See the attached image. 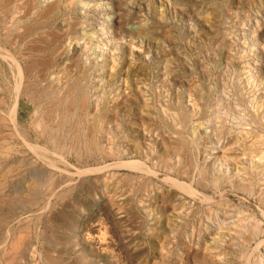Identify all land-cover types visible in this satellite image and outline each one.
<instances>
[{
  "label": "rangeland",
  "instance_id": "1",
  "mask_svg": "<svg viewBox=\"0 0 264 264\" xmlns=\"http://www.w3.org/2000/svg\"><path fill=\"white\" fill-rule=\"evenodd\" d=\"M263 51L264 0H0V264H264Z\"/></svg>",
  "mask_w": 264,
  "mask_h": 264
},
{
  "label": "bare ground",
  "instance_id": "2",
  "mask_svg": "<svg viewBox=\"0 0 264 264\" xmlns=\"http://www.w3.org/2000/svg\"><path fill=\"white\" fill-rule=\"evenodd\" d=\"M88 1H89V0H88ZM44 2H45V1H44ZM45 4H46V3H45ZM107 4H108V3H107ZM67 5H68V4H67ZM71 5H72V4H71ZM100 5H101V4H100ZM76 7H77V6H76ZM101 7H102V6H101ZM80 8H81V7H80ZM80 8H79V9H80ZM107 8H108V7H107ZM109 8H110V7H109ZM69 10H70V9H69ZM60 12H61V10H60ZM108 14H109V13H108ZM141 14H142V13H141ZM108 16H109V15H108ZM112 16H113V15H112ZM140 16H141V15H140ZM79 17H81V16H79ZM105 18H106V17H105ZM146 18H147V17H146ZM144 19H145V18H144ZM259 19H260V18H259ZM65 20H66V19H65ZM90 20H91V19H89V21H90ZM99 20H101V19H99ZM102 20H103V19H102ZM66 22H67V21H66ZM80 22H82V21H80ZM99 22H100V21H99ZM108 22H109V21H108ZM108 22H107V23H108ZM20 23H21V22H20ZM78 23H79V22H78ZM88 23H89V22H88ZM52 24H53V23H52ZM73 24H74V23H73ZM97 24H98V23H97ZM135 24H136V23H135ZM258 24H259V23H258ZM75 25H76V24H75ZM244 26H245V25H244ZM48 27H49V26H48ZM98 27H99V26H98ZM100 27H101V26H100ZM136 27H137V26H136ZM67 28H68V27H67ZM83 28H84V27H83ZM47 29H48V28H47ZM51 29H52V28H51ZM100 29H101V28H100ZM102 29H103V28H102ZM248 29H249V28H248ZM49 31H50V30H49ZM97 32H98V31H97ZM107 32H108V31H107ZM108 33H109V32H108ZM119 33H120V32H119ZM247 33H248V32H247ZM131 35H132V32H131ZM245 35H246V34H245ZM40 36H41V35H40ZM31 37H32V36H31ZM110 39H111V38H110ZM117 40H118V39H117ZM247 40H248V39H247ZM69 41H70V40H69ZM90 41H91V40H90ZM112 41H113V40H112ZM114 41H115V40H114ZM61 42H63V41H61ZM108 42H109V41H108ZM120 42H121V41H120ZM134 42H135V41H134ZM81 44H82V43H81ZM84 44H85V43H84ZM140 44H141V43H140ZM153 44H154V43H153ZM111 45H112V44H111ZM255 45H256V44H255ZM54 46H55V45H54ZM74 46H75V45H74ZM98 46H99V45H98ZM148 46H150V45H148ZM252 46H253V45H252ZM258 46H260V45H258ZM258 46H257V47H258ZM139 47H141V46H139ZM148 48H150V47H148ZM238 48H239V47H238ZM241 48H242V47H241ZM249 48H251V47H249ZM252 48H253V47H252ZM255 48H256V47H255ZM1 49H3V47H2ZM142 49H143V48H142ZM239 49H240V48H239ZM244 49H245V48H244ZM257 49H259V48H257ZM7 50H8V49H7ZM48 50H49V49H48ZM75 50H76V49H75ZM100 50H101V49H100ZM138 50H139V49H138ZM5 51H6V50H5ZM15 51H16V50H15ZM84 51H85V50H84ZM101 51H102V50H101ZM151 51H152V50H151ZM159 51H160V50H159ZM236 51H237V50H236ZM243 51H244V50H243ZM255 51H256V50H255ZM8 52H9V51H8ZM260 52H261V50H260ZM263 52H264V51H263ZM134 53H135V52H134ZM153 53H154V52H153ZM239 53H240V52H239ZM252 53H253V52H252ZM252 53H251V54H252ZM116 54H117V53H116ZM12 55H13V54H12ZM12 55H10V56H12ZM120 55H121V54H120ZM146 55H147V54H146ZM243 55H245V54H243ZM0 56H1V54H0ZM5 56H6V55H5ZM5 56L3 55V57H5ZM10 56H8V58H9ZM14 56H15V55H14ZM90 56H91V55H90ZM6 57H7V56H6ZM15 57H16V56H15ZM146 57H147V56H146ZM150 57H151V56H150ZM244 57H245V56H244ZM247 57H248V56H247ZM258 57H259V56H258ZM84 58H85V57H84ZM154 58H155V57H154ZM242 58H243V57H242ZM10 59L15 60L14 57H13V58L10 57ZM116 59H117V58H116ZM12 60H11V61H12ZM89 60L91 61L90 58H89ZM93 60H94V59H93ZM93 60H92V61H93ZM243 60H244V59H243ZM261 60H262V59H261ZM17 61H18V60H17ZM110 61H111V60H110ZM117 61H118V60H117ZM164 61H165V60H164ZM250 61H251V60H250ZM6 62H7V60H6ZM158 62H159V61H158ZM17 63H18V62H16V64H17ZM59 63H60V62H59ZM83 63H84V62H83ZM112 63H113V62H112ZM117 63H118V62H117ZM154 63H155V62H154ZM161 63H162V62H161ZM171 63H173V62H171ZM248 63H250V62H248ZM87 64H88V63H87ZM90 64H92V63H90ZM93 64H94V63H93ZM246 64H247V63H246ZM111 65H112V64H111ZM162 65H163V64H162ZM13 66H14V65H13ZM17 66H18V70H19V74H20L21 78H20V82H18L19 84H17V85H18V89L15 88L16 90H18V91H17V94L15 95V96H16V99H15L13 105L11 106V109H9V110H10L9 112H10V114H11L10 117L12 116V119H10V122H11V120H13L15 125H17L18 97L20 96V94H21V92H22V91H21V83H22L21 81H22V79H23L22 70H21L19 64H17ZM94 66H96V64H95ZM114 66H115V65H114ZM253 66H254V65H253ZM107 67H109V66H107ZM124 67H125V66H124ZM159 67H160V65H159ZM258 67H259V66H258ZM97 68H99V67L97 66ZM116 68H117V67H116ZM151 68H152V67H151ZM248 68H249V67H248ZM2 69H3V68H2ZM157 69H159V68H157ZM251 69H252V68H251ZM254 69H255V68H254ZM18 70H17V71H18ZM98 70H99V69H98ZM100 70H101V69H100ZM104 70H105V68H104ZM107 70H108V69H107ZM134 70H135V69H134ZM160 70H161V69H160ZM162 70H163V69H162ZM14 71H15V70H14ZM94 71H95V70H94ZM15 72H16V71H15ZM13 73H14V72H13ZM99 73H100V72H99ZM159 73H160V72H159ZM159 73H158V74H159ZM251 73H252V72H251ZM251 73H250V74H251ZM257 73H258V72H257ZM11 74H12V73H11ZM113 74H115V73L113 72ZM160 74H161V73H160ZM160 74H159V75H160ZM169 74H170V73H169ZM250 74H249V75H250ZM121 75H122V74H121ZM139 75H140V74H139ZM94 76H95V75H94ZM107 76H108V75H107ZM109 76H110V75H109ZM111 76H112V75H111ZM166 76H167V74H166ZM228 76H229V75H228ZM254 76H255V74H254ZM256 76H257V74H256ZM256 76H255V77H256ZM18 77H19V76H18ZM117 77H118V76H117ZM132 77H133V76H132ZM158 77H159V76H158ZM160 77H161V76H160ZM163 77H164V76H163ZM91 78H92V77H91ZM105 78H106V77H105ZM105 78H104V79H105ZM109 78H110V77H109ZM151 78H152V77H151ZM15 79H16V77H15ZM15 79H14V80H15ZM17 79H18V78H17ZM104 79H103V80H104ZM164 79H165V78H164ZM254 79H255V78H254ZM107 80H108V79H107ZM119 80H120V79H119ZM92 81H93V80H92ZM120 81H121V80H120ZM118 82H119V81H118ZM149 82H150V81H149ZM151 82H152V81H151ZM240 82H241V81H240ZM250 82H251V80H250ZM258 82H259V81H258ZM258 82H257V83H258ZM124 83H125V82H124ZM160 83H161V82H160ZM252 83H253V82H252ZM253 84H254V83H253ZM11 85H12V84H11ZM115 85H116V84H115ZM140 85H141V84H140ZM142 85H143V84H142ZM145 85H146V84H145ZM164 85H165V84H164ZM15 87H17V86H15ZM104 87H105V85H104ZM134 87H135V86H134ZM223 87H224V86H223ZM13 88H14V87H13ZM119 88H120V87H119ZM122 88H123V87H122ZM13 90H14V89H13ZM261 90H262V89H261ZM5 91H6V90H5ZM97 91H98V90H97ZM124 91H125V90H124ZM13 92H14V91H13ZM92 92H93V91H92ZM115 92H116V91H115ZM165 92H166V91H165ZM224 92H225V91H224ZM259 92H261V91H259ZM123 93H124V92H123ZM131 93H132V91H131ZM159 93H160V92H159ZM167 93H168V92H167ZM219 93H221V92H219ZM231 93H232V92H231ZM92 94H93V93H92ZM98 94H99V93H98ZM129 94H130V93H129ZM163 94H164V93H163ZM165 94H166V93H165ZM115 95H116V94H115ZM263 95H264V94H263ZM263 95H262V96H263ZM144 96H145V95H144ZM213 96H214V95H213ZM229 96H230V95H229ZM262 96H260V97H262ZM123 97H124V96H123ZM160 97H161V96H160ZM234 97H235V96H234ZM118 98H119V97H118ZM258 98H259V97H258ZM262 98H263V97H262ZM262 98H261V100H262ZM119 99H120V98H119ZM130 99H131V98H130ZM147 99H148V98H146V100H147ZM158 99H159V98H158ZM230 101H231V100H230ZM263 101H264V100H263ZM263 101H262V102H263ZM136 102H137V101H136ZM159 102H160V101H159ZM138 103H140V102H138ZM138 103H137V104H138ZM146 103H148V102H146ZM219 103H220V102H219ZM263 103H264V102H263ZM125 104H126V103H125ZM128 104H129V102H128ZM128 104H127V105H128ZM132 104H133V103H132ZM127 105H126V106H127ZM119 106H120V105H119ZM128 106H129V105H128ZM151 107H152V106H151ZM149 108H150V107H149ZM193 108H194V107H193ZM118 109H119V108H118ZM126 109H127V108H126ZM132 110H133V108H132ZM200 110H201V109H200ZM1 111H2V110H1ZM144 111H145V110H144ZM9 112H8V114H9ZM19 112H20V111H19ZM117 112H118V111H117ZM199 112H200V111H199ZM138 113H139V112H138ZM23 114H24V113H23ZM97 114H98V113H97ZM5 115H7V114H5ZM117 115H119V114H117ZM136 115H137V114H136ZM149 115H150V113L148 114V116H149ZM89 116H90V115H89ZM92 116H93V115H92ZM10 117H9V118H10ZM136 117H137V116H136ZM136 117H135V118H136ZM118 118H119V117H118ZM142 122H143V121H142ZM214 122H215V121H214ZM12 123H13V122H12ZM129 123H130V122H129ZM211 123H212V122H211ZM242 123H243V122H242ZM14 124H13V126H14ZM148 127H149V125H148ZM186 127H187V126H186ZM186 127H185V128H186ZM14 128H15V127H14ZM14 128H13V129H14ZM128 128H129V127H128ZM195 128H196V127H195ZM213 128H214V127H213ZM238 128H239V127H238ZM15 130H16V129H15ZM17 130H18V129H17ZM114 130H115V129H114ZM136 130H137V129H136ZM150 130H151V129H150ZM196 130H197V129H196ZM214 130H215V129H214ZM164 131H165V130H164ZM136 132H137V131H136ZM148 132H149V131H148ZM110 133H111V132H110ZM17 134H18V133H17ZM19 134H20V133H19ZM167 134H168V133H167ZM20 136H21V139H22L23 143L26 144L27 147L29 146L30 148H32L34 151H35V150H38V149H39V150H40V149H42V150L45 149V148H42L41 146H39L38 144H34V145L31 144L30 142L27 141V139H26L24 136H22V134H20ZM105 137H106V136H105ZM159 137H160V136H159ZM241 137H242V136H241ZM238 138H239V137H238ZM147 139H149V138H147ZM157 139H158V138H157ZM212 140H213V139H212ZM105 141H106V140H105ZM125 141H126V139H125ZM161 141H162V140H161ZM238 141H239V140H238ZM128 142H129V141H128ZM213 142H214V140H213ZM123 143H124V142H123ZM126 143H127V142H126ZM221 143H222V142H221ZM232 143H233V142H232ZM132 144H133V143H132ZM234 144H235V143H234ZM236 144H237V143H236ZM127 145H128V144H127ZM240 145H241V144H240ZM245 145H246V144H245ZM235 146H236V145H235ZM242 146H243V145H242ZM132 147H133V146H132ZM125 149H126V148H125ZM160 149H161V148H160ZM228 150H229V148H228ZM131 151H132V150H131ZM139 151H140V150H139ZM176 151H177V153H178L179 155H181L182 147H181V146H178ZM213 151H214V150H213ZM133 152H134V151H133ZM37 153H38V152H37ZM129 153H130V152H129ZM140 153H141V152H140ZM210 153H211V152H210ZM50 154H51V153H50ZM208 154H209V153H208ZM208 154H207V155H208ZM58 155H59V154H58ZM131 155H132V154H131ZM241 155H242V153H241ZM192 156H193V155H192ZM41 157H42V156H41ZM239 157H240V156H239ZM249 157H250V156H249ZM206 158H207V157H206ZM241 158H242V157H241ZM247 158H248V157H247ZM217 159H218V158H217ZM244 159H246V158H244ZM252 159H253V158H252ZM255 159H256V158H255ZM2 160H3V159H2ZM63 160H64V159H63ZM135 160H136V158H135ZM227 160H228V159H227ZM235 160H236V159H235ZM239 160H241V159H239ZM250 160H251V159H250ZM253 160H254V159H253ZM64 161H66V160H64ZM128 161H129V160H128ZM137 161H139V159H138ZM221 161H222V160H220V162H221ZM67 162H68V161H67ZM109 162H110V160H109ZM121 162L124 163V161H121ZM121 162H120V163H121ZM125 162H126V161H125ZM130 162H131V164H129L130 167H131V166L133 167V166L136 164V163H135V164L132 163V161H130ZM228 162H229V161H228ZM258 162H259V160H258ZM139 163H141V162H139ZM142 163H143V160H142ZM196 163H197V162H196ZM110 164H112V163L110 162ZM220 164H221V163H220ZM227 164H228V163H227ZM257 164H258V163H257ZM260 164H262V163H260ZM102 165L104 166V164H102ZM105 165H106V164H105ZM107 165H108V163H107ZM115 165H116V164H115ZM115 165H114L113 167H115ZM122 165H123V164H122ZM224 165H225V164H224ZM235 165H236V164H235ZM255 165H256V164H255ZM60 166H61V165H60ZM110 166H112V165H110ZM119 166H120V165H119ZM124 166H125V165H123V167H124ZM215 166H216V165H215ZM222 166H223V165H222ZM222 166H221V167H222ZM88 167H89V166H88ZM88 167H87V168H88ZM95 167H96V168H94L93 170H97V166H95ZM104 167L107 168L106 166H104ZM120 167H122V166H120ZM130 167H128V165H127L126 168L129 169ZM148 167L150 168V166H148ZM195 167H196V166H195ZM226 167H227V166H226ZM240 167H241V166H240ZM51 168H52V167H51ZM55 168H56V167L53 166V169H55ZM57 168H58V167H57ZM57 168H56V169H57ZM91 168H92V167H91ZM91 168H90V169H91ZM100 168H101V167H100ZM116 168H117V167H116ZM136 168H137V167H136ZM217 168H218V166H217ZM228 168H229V167H228ZM235 168H236V167H235ZM110 169H111V168H110ZM130 169H132V168H130ZM59 170H60V169H59ZM125 170H126V169H125ZM133 170H134V169H133ZM141 170H142V169H141ZM221 170H222V168H221ZM223 170L226 171V169H223ZM228 170H229V169H228ZM238 170H239V169H238ZM244 170H245V169H244ZM263 170H264V169H263ZM37 171H38V170H37ZM76 171H77V170H76ZM88 171H90V170H89V169L84 170V172H88ZM91 171H92V169H91ZM91 171H90V172H91ZM104 171H105V170H104ZM142 171H143V170H142ZM150 171H151V170H150ZM229 171H231V170H229ZM57 172H59V171H57ZM73 172H74V171H73ZM92 172H93V171H92ZM92 172H91V173H92ZM99 172H100V171H99ZM99 172H98V173H99ZM145 172H146V171H145ZM159 172H160V171H159ZM162 172H163V171H162ZM60 173H61V172H60ZM81 173H82V172H81ZM100 173H101V172H100ZM142 173H143V172H142ZM148 173H149V172H148ZM153 173H154V172H153ZM223 173H224V172H223ZM84 174H85V173H84ZM84 174H83V175H84ZM87 174H88V173H87ZM155 174H157V173H155ZM162 174H163V173H162ZM216 174H217V173H216ZM220 174H221V173H220ZM220 174H219V175H220ZM240 174H241V173H240ZM254 174H255V173H254ZM262 174H263V173H262ZM61 175H63V174L61 173ZM83 175H82V176H83ZM160 175H161V174H160ZM164 175H165V174H163V176H162V177L160 176V177L163 179V178H164ZM169 175H171V174H169ZM173 175H174V174H173ZM248 175H249V174H248ZM251 175H252V174H251ZM74 176H75V175H74ZM86 176H87V175H86ZM90 176H91V175H90ZM93 176H94V174H93ZM238 176H239V175H238ZM242 176H243V175H242ZM252 176H253V175H252ZM156 177H157V176H156ZM170 177H171V176H170ZM243 177H244V176H243ZM73 178H74V177H73ZM76 178H77V177H76ZM165 178H166V177H165ZM165 178H164V179H165ZM232 178H233V177H232ZM237 178H239V177H237ZM71 179H72V178H71ZM166 179H167V180H164V181H166V182L169 181V183H170L171 185L179 186L180 188H182V190H183V189H186V190L188 189V191H189V192L187 191L188 194L191 193L192 195H195V196H203L201 193H199L198 191H196V189L192 188V186H190L189 183H186V184H189V185H184L183 183H179V182L177 181L178 179H175V178H174V179H175V180H174V179H170L169 177H167ZM234 179H235V178H234ZM244 179H246V178H244ZM68 180H69V179H68ZM73 180H74V179H73ZM73 180H72V181H73ZM180 180H181V179H180ZM235 180H236V179H235ZM242 180H243V179H242ZM69 181H70V180H69ZM74 181H75V180H74ZM181 182H182V181H181ZM236 182H237V180H236ZM56 183H57V182H56ZM191 183H192V182H191ZM229 183H230V182H229ZM233 183H234V182H233ZM238 183L240 184L239 181H238ZM66 184H68V183H66ZM75 184H76V183H75ZM236 185H237V184H236ZM61 186H62V185H61ZM59 187H60V186H59ZM59 187H58V188H59ZM68 187H70V186H68ZM73 187H74V186H73ZM166 187H167V186H166ZM184 187H185V188H184ZM63 188H64V187H63ZM177 188H178V187H177ZM180 188H179V189H180ZM60 189H61V188H60ZM179 189H177V190H179ZM109 190H110V189H109ZM180 190H181V189H180ZM223 190H224V189H223ZM230 190H231V189H230ZM56 191H57V189H56ZM113 191H114V189H113ZM228 191H229V190H228ZM233 191H234V190H233ZM183 192H184V190H183ZM224 192H225V191H224ZM237 192H238V191H237ZM52 194H53V193H52ZM56 194H57V193H56ZM107 194H108V193H107ZM115 194H116V193H115ZM185 194H186V192H185ZM185 194H184V195H185ZM188 194H187V195H188ZM203 194H204V193H203ZM240 194H241V193H240ZM113 195H114V194H113ZM152 195H153V194H152ZM219 195H220V193H219ZM219 195H218V196H219ZM221 195H222V194H221ZM228 195H229V194H228ZM190 196H191V195H190ZM195 196H194V197H195ZM31 197H32V196H31ZM203 197H204V196H203ZM216 197H217V196H216ZM49 198H50V197H49ZM115 199H116V198H115ZM120 199H121V198H120ZM199 199H200V198H199ZM199 199H198V200H199ZM202 199H203V198H202ZM202 199H201V200H202ZM205 199H206V198H205ZM216 199H217V198H216ZM246 199H247V197H246ZM248 199H249V198H248ZM49 200H50V199H49ZM118 200H119V198H118ZM113 201H114V203H115V200H113ZM204 201H205V200H204ZM247 201H248V200H247ZM251 201H253V200H251ZM46 202H47V201H46ZM116 202H117V201H116ZM188 202H189V201H188ZM209 202H210V201H209ZM211 202H212V201H211ZM252 203H253V202H252ZM88 204H89V203H88ZM204 204H205V203H204ZM206 204H208V203H206ZM46 205H47V204H46ZM114 205H115V204H114ZM211 205H212V204H211ZM256 205H257V204H256ZM112 206H113V205H112ZM118 206H120L119 203H118ZM253 206H254V205H253ZM46 207H48V206H46ZM221 207H222V206H221ZM257 207H258V205H257ZM90 208H91V207H90ZM223 208H224V206H223ZM225 208H226V207H225ZM263 208H264V207H263ZM156 209H157V208H156ZM195 209H196V208H195ZM256 209H257V208H256ZM249 210H251V209H249ZM23 211H24V210H23ZM38 211H40V210H38ZM202 211H203V210H202ZM202 211H201V212H202ZM263 211H264V210H263ZM36 212H37V211H36ZM213 212H214V211H213ZM216 212H217V211H216ZM260 212H261V211H260ZM141 213H142V212H141ZM128 214H129V213H128ZM172 214H173V213H172ZM174 214H176V213H174ZM178 214L181 215L180 213H178ZM200 214H201V213H200ZM209 214H210V213H209ZM261 214H263V213H261ZM169 216H170V215H169ZM209 216H210V215H209ZM20 217H21V216H20ZM20 217H19V218H20ZM117 217H118V216H117ZM202 217H203V216H202ZM207 217H208V216H207ZM212 217H213V216H212ZM115 218H116V217H115ZM172 218H173V217H172ZM16 220H17V219H16ZM169 220H170V219H169ZM172 220H173V219H172ZM203 220H204V219H203ZM213 220H214V219H213ZM258 220H259V219H258ZM13 222H14V221H13ZM102 222H103V221H102ZM169 222H170V221H169ZM207 222H208V221H207ZM15 223H16V222H15ZM155 223H156V222H155ZM163 223H164V222H163ZM13 225H14V224H13ZM92 225H93V224H92ZM118 225H120V223H119ZM100 226H101V225H100ZM98 228H99V227H98ZM8 229H9V228H8ZM105 229H106V228H105ZM190 229H191V228H190ZM217 229H218V228H217ZM21 230H22V229H21ZM128 230H129V229H128ZM128 230H127V231H128ZM210 231H211V230H210ZM103 232H104V230H103ZM105 232H106V231H105ZM105 232H104V233H105ZM130 232H131V231H130ZM6 233H7V230H6ZM120 233H121V231H120ZM102 234H103V233H102ZM105 234H106V233H105ZM98 235H99V234H98ZM107 235H108V234H106V236H107ZM212 235H213V234H212ZM104 236H105V235H104ZM194 236H195V235H194ZM226 236H227V235H226ZM90 237H91V236H90ZM102 238H103V236H102ZM104 238H105V237H104ZM104 238H103V239H104ZM13 239H14V238H13ZM113 239H114V238H113ZM120 239H121V238H120ZM125 239H126V238H125ZM146 239H147V237H146ZM161 239H162V238H161ZM195 239H196V238H195ZM199 239H200V238H199ZM201 239H202V237H201ZM263 239H264V238H263ZM10 240H11V239H10ZM100 240H102V239H100ZM111 240H112V238H111ZM173 240H174V239H173ZM204 240H205V239H204ZM218 240H219V239H218ZM158 241H159V240H158ZM201 241H203V240H201ZM106 242H107V241H106ZM263 242H264V240H263ZM103 243H104V242H103ZM223 244H224V243H223ZM252 244H253V243H252ZM262 244H263V243H262ZM157 245H158V244H157ZM164 245H165V244H164ZM164 245H163V246H164ZM221 245H222V244H221ZM0 246H1V245H0ZM155 246H156V245H155ZM227 246H228V245H227ZM227 246H226V248H227ZM254 246H255V244H254ZM102 247H103V246H102ZM107 247H109V246H107ZM220 247H221V246H220ZM14 248H15V247H14ZM17 248H18V247H17ZM157 248H158V246H157ZM211 248H212V247H211ZM214 248H215V247H214ZM227 249H228V248H227ZM261 249H262V248H261ZM9 250H10V249H9ZM105 250H106V249H105ZM133 250H134V249H133ZM251 250H252V249H251ZM168 251H169V250H168ZM212 251H213V250H212ZM174 253H175V252H174ZM250 253H251V252H250ZM162 254H163V253H162ZM169 254H170V252H169ZM180 254H181V253H180ZM101 255H102V254H101ZM173 255H174V254H173ZM227 256H228V255H227ZM35 257H36V256H35ZM160 257H162V256H160ZM170 257H171V256H170ZM228 257H229V256H228ZM28 258H29V256H28ZM162 258H163V257H162ZM164 258H165V256H164ZM115 259H117V258H115ZM26 260H27V259H26ZM163 260H164V259H163ZM166 260H167V259H166ZM166 260H165V261H166ZM170 261H171V259H170ZM177 261H179V260L177 259ZM225 262H226V261H225ZM168 263H169V262H168ZM260 263H262V262H260ZM154 264H155V263H154ZM175 264H176V263H175Z\"/></svg>",
  "mask_w": 264,
  "mask_h": 264
}]
</instances>
